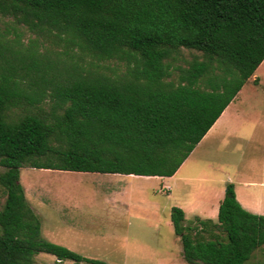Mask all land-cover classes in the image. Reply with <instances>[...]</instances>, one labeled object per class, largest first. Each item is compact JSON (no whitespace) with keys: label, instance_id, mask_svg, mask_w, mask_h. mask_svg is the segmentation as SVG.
Returning a JSON list of instances; mask_svg holds the SVG:
<instances>
[{"label":"trees","instance_id":"1","mask_svg":"<svg viewBox=\"0 0 264 264\" xmlns=\"http://www.w3.org/2000/svg\"><path fill=\"white\" fill-rule=\"evenodd\" d=\"M0 15L34 36L0 40V264H104L41 238L20 169L171 177L264 60V0H0ZM170 220L187 264L264 250L232 184L216 223Z\"/></svg>","mask_w":264,"mask_h":264},{"label":"crops","instance_id":"2","mask_svg":"<svg viewBox=\"0 0 264 264\" xmlns=\"http://www.w3.org/2000/svg\"><path fill=\"white\" fill-rule=\"evenodd\" d=\"M263 66L264 60L247 81H251L253 84L258 82L259 84V78L256 74H258V71H260ZM244 86L245 84L241 87L233 100L224 108L216 121L212 124L189 156L171 177H148L132 174L124 175L39 169L40 175L42 176H31L27 189L20 182L22 181L20 171L19 182L23 188L29 207L37 216L39 221L41 220V214H39L32 205L38 207L50 201H58L59 204L62 205V209L57 208V212L53 211L52 213L58 216L60 212H66L71 215L74 214V209L78 210L80 207L79 201L73 197L74 194L81 192V194L89 200L90 194H92L96 196V199L92 200V202L96 203V201H99L96 205H99L102 211L106 214V218L99 220V223L105 222L107 230L115 231L114 227H118L120 225V221H123L129 215H133V213L138 214L142 220H146L147 222L151 221L150 215H155L158 212L154 207H151L153 203L150 200L152 192L153 197L157 194L171 197L174 201V206H170L171 204H169V211H171V208L175 206L180 208L184 212V224L194 223L197 220L216 223L218 208L220 202L224 198L225 188L219 187L217 191L215 189L213 190L210 188L211 186L209 185V182H203V184H201L200 181L208 180L203 178L198 179L196 176L186 177L180 175V172L182 168L190 162L189 160L193 162V156L196 150L200 147H204V149H206L214 144L220 145L217 146V149L231 150L236 149V146H233L232 144H235L236 142L238 143L239 141L240 144H243L240 148L245 151V155L243 156L245 159L248 155L252 154L254 150L259 148L263 149L264 113H256V106L258 105L255 104V101L257 97L255 94L248 95V93H245ZM251 96L255 97L251 98ZM250 99L253 103L250 102ZM217 149L215 148V150ZM252 161L253 160L250 158V161L246 160L245 163H247L248 166H251ZM220 165V167L215 166L213 169L217 171L215 174L218 175L217 182L220 183L219 186H223V175L227 173L226 171H228V168L227 164L223 161H220ZM232 168H234L235 171L239 168V165L235 164ZM257 169L258 166L255 170ZM258 171L257 177L255 178L245 176V174L242 175L239 179H237L238 187H233V191H235V198L245 211L254 215L264 216V192L261 189L259 190V199L256 201L255 191L243 190V194L242 189L240 190V188L244 189L256 185L264 188V178L259 180L260 182H256L258 181V178L260 179L264 176L263 173H259L260 177H258ZM49 178L54 179V181ZM150 181L154 183L151 185ZM172 181H175L173 182V186H175L178 182H181L185 192L178 193V196L174 194L173 197L172 187L170 186V182ZM227 181L230 184L231 181L229 177ZM178 187L179 186L176 185V188ZM207 190H210L211 192L207 193ZM66 200H69L70 202L68 203ZM82 202L83 200L81 203ZM84 202L87 204L88 200H85ZM72 203L77 205L72 206ZM154 220L155 219L152 221ZM88 221L92 222L93 218L81 217L79 221H74L72 225L79 223L87 225L86 223ZM159 221L160 220L155 223H159ZM40 224V232H43V224L41 222ZM64 228L65 227H57L56 233L62 235L57 236V238H48L51 239L49 241L78 252L75 248H73L75 247L74 241L71 240L69 242H65L67 237L72 239L75 238L76 234ZM56 233L52 231L49 235L56 237ZM58 238H60V240H58ZM178 240L180 242L179 237ZM180 248V255L178 258L182 257V246ZM52 257L56 260V262H60L54 256ZM61 263L62 262H60V264Z\"/></svg>","mask_w":264,"mask_h":264},{"label":"rangeland","instance_id":"3","mask_svg":"<svg viewBox=\"0 0 264 264\" xmlns=\"http://www.w3.org/2000/svg\"><path fill=\"white\" fill-rule=\"evenodd\" d=\"M33 37L34 36L24 27L15 23V21L10 17L0 15V40L19 41V44L25 47L28 45V42L33 39ZM54 49L55 50H53V52L60 50L58 47H55ZM187 53L188 52H183V60L191 59L190 53ZM102 64L109 70H121L122 68L120 65L117 66L115 62ZM179 64L182 65L180 62ZM256 76L259 78L260 83L258 84V82H256L253 84L251 81H247L244 86V92L248 93V95L255 94L257 97L255 104L258 105L256 106V113L261 114L264 113V66L260 71H258ZM255 96H251V98ZM250 102H252L251 99ZM43 109L48 110V106H43ZM23 113H27V111H24V109H12L8 112L9 120H16ZM232 145L236 146V149L220 150L217 149V146L220 145L214 144L206 149H204V147L198 148L193 156V162L189 160L190 162L182 168L180 175L186 177L196 176L198 179H206L208 181L200 180L201 184H203V182H209V185L211 186L210 188L213 190L215 189L216 191L219 187L226 189V186L229 184L227 181L228 177L231 181L230 184L236 188L238 187L237 179L244 174L245 176L255 178L257 177V171L259 170L258 177H260L259 173H263L264 175V147L263 149L259 148L254 151L251 150L253 151L252 154L248 155L245 159V157H243L245 155V151L240 148L243 144H240L238 141V143L236 142ZM215 148L217 150H215ZM250 158L253 161L251 166H248L245 161H250ZM220 161L226 163L228 168V171H226L227 173L223 175L224 187L219 186L220 183L217 182L218 175L215 174L217 171L213 169L215 166H221ZM235 164L239 165V168L234 171L232 166ZM257 166L258 169L255 170ZM4 170L5 169L0 166V173L4 172ZM20 171L22 176V181L20 182L27 189L31 176H42L40 175L39 169L23 167ZM263 178L264 176L260 179L258 178V181L256 182H260L259 180ZM49 179L54 181V179ZM173 182L175 181L170 182L173 197L174 194L178 196V193L185 192L181 182L176 184L179 186L178 188H176V185L173 186ZM153 183L154 182L150 181L151 185ZM241 189L242 191H255L256 201L259 199V190L261 189L264 192V188L259 185L244 189L240 188V190ZM206 192L210 193L211 191L207 190ZM73 197L79 201L80 207L78 210L74 209V214L71 215L66 212H60L58 216L52 213L53 211H56L57 208L62 209V205L59 204L58 201H50L38 207L32 205L33 208L41 214L40 222L43 224L42 226L44 228V231L40 233L42 239L50 242L49 240L51 239L48 238H57V236L62 235L56 233L57 227H65L64 229L76 234L75 238L71 239L70 237H67L65 242H69L71 240L74 241L75 247L73 248H75L78 252L65 246L63 247L87 259L98 260L104 264H187L182 258L183 256L178 258L180 255L179 249H181V244L178 237L174 233L170 220L169 204H171L170 206H174V201L171 197L161 194H157L153 197L151 192L150 200L153 202L151 207H154L155 210L158 211L155 215H150L151 221L147 222L146 220H142L138 214L133 213V215H129L127 217L125 216L126 219L120 221V225L118 227H114L115 231L107 230L105 222L99 223V220L106 218V214L102 211L99 205H96L99 201H96V203L92 202V200L96 199V196L90 194L89 200L86 199L81 192H79L75 193ZM5 199L6 192L4 188L0 186V210L4 205ZM82 200L83 202L81 203ZM85 200H88L87 204L84 202ZM66 201L68 203L70 202L69 200ZM71 205L74 206L77 204L72 203ZM81 217H92L93 221H88L86 223L87 225H83L81 223L72 225L74 221H79ZM153 219L155 220L152 221ZM158 220H160L159 223H155ZM52 231L56 233V237L49 235ZM206 236L207 235L205 234V237ZM58 240H60V238H58ZM34 260L37 264H60V262H56L51 255L43 253L37 254L34 257ZM61 264H74V262L63 261ZM80 264L85 263L82 262ZM245 264H264V250L257 249L254 251L250 259Z\"/></svg>","mask_w":264,"mask_h":264},{"label":"water","instance_id":"4","mask_svg":"<svg viewBox=\"0 0 264 264\" xmlns=\"http://www.w3.org/2000/svg\"><path fill=\"white\" fill-rule=\"evenodd\" d=\"M59 261V260H58Z\"/></svg>","mask_w":264,"mask_h":264}]
</instances>
